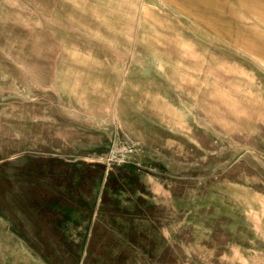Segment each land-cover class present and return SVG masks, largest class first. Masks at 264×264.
Masks as SVG:
<instances>
[{"label":"rangeland","instance_id":"1","mask_svg":"<svg viewBox=\"0 0 264 264\" xmlns=\"http://www.w3.org/2000/svg\"><path fill=\"white\" fill-rule=\"evenodd\" d=\"M234 3L0 0V264H264V17Z\"/></svg>","mask_w":264,"mask_h":264},{"label":"crops","instance_id":"2","mask_svg":"<svg viewBox=\"0 0 264 264\" xmlns=\"http://www.w3.org/2000/svg\"><path fill=\"white\" fill-rule=\"evenodd\" d=\"M229 1H230L231 5L232 4L235 5L236 3H234V2H237L238 5H240V6L243 5L244 6V10H250L251 9L250 6L252 4H254V7L252 6V9H253L254 13L257 14V16L260 17V18L264 17V10H260V3L258 1H256V0H227V2H229ZM250 3H252V4H250ZM256 3H259V4H256ZM246 4L249 5V6L247 7ZM261 5H262V7H264V1L261 2ZM247 35H248L247 37H249V36H251V33L249 32Z\"/></svg>","mask_w":264,"mask_h":264},{"label":"built area","instance_id":"3","mask_svg":"<svg viewBox=\"0 0 264 264\" xmlns=\"http://www.w3.org/2000/svg\"><path fill=\"white\" fill-rule=\"evenodd\" d=\"M115 149V148H114ZM116 150V149H115ZM114 150V151H115ZM135 149L133 146L131 145H124L122 147V154H120L119 158L122 159V160H125L127 157L131 156L133 153H134ZM118 152V151H117Z\"/></svg>","mask_w":264,"mask_h":264}]
</instances>
